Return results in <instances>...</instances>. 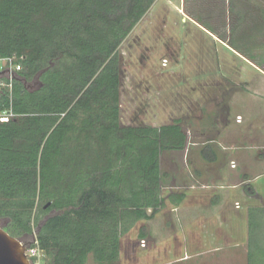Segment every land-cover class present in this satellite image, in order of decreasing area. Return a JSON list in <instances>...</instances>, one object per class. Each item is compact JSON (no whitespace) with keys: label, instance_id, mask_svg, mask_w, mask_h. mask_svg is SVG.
I'll return each mask as SVG.
<instances>
[{"label":"trees","instance_id":"1","mask_svg":"<svg viewBox=\"0 0 264 264\" xmlns=\"http://www.w3.org/2000/svg\"><path fill=\"white\" fill-rule=\"evenodd\" d=\"M154 1L0 0V58L21 66L11 89H0V115H13L0 122V226L25 244L38 226L48 264H86L89 256L114 264L131 230L185 199L163 194L161 158L185 150L192 125L120 124L118 48ZM241 1L222 10L232 24ZM205 12L225 26L224 13ZM254 27L264 36V24ZM248 33L228 45L253 62L257 38ZM200 118L207 137L215 120ZM210 142L201 156L212 163ZM247 229V264H264V208L248 210Z\"/></svg>","mask_w":264,"mask_h":264},{"label":"rangeland","instance_id":"2","mask_svg":"<svg viewBox=\"0 0 264 264\" xmlns=\"http://www.w3.org/2000/svg\"><path fill=\"white\" fill-rule=\"evenodd\" d=\"M226 5L228 0L154 1L118 48L121 58V126H161L179 118L184 126L188 123L192 128H204L203 123L207 121L200 117L219 120L227 109L233 108V115L243 117L242 125L246 121L255 123L257 128L251 137H255L256 144L264 148V36L258 35L254 27L264 24V0L237 2L239 17L234 24L231 22L234 16L231 19L228 13L223 12L224 7L227 9ZM208 7H212L218 16L224 13L225 26L221 18L215 17L209 20L210 23L207 21L205 10ZM197 18L208 22L215 34L205 29ZM236 22L239 23L238 26ZM231 30L233 36L230 34ZM241 31H245L246 35L249 32L252 39L257 38L256 42H251L259 48L252 51L254 63L238 52L235 51V54L228 50L232 49L228 41L238 43ZM249 44L245 43L244 48ZM237 54L239 58H236ZM242 58L255 67L246 62L245 64ZM233 92L238 94L235 104L230 98ZM202 132H206L205 128ZM214 132L210 130L207 137L188 134V146H192L194 141L201 144L211 139L210 144L214 147ZM187 158L183 154L162 156L163 194L179 189L188 191L190 196L199 195V191L205 195L216 192L223 198L218 206H224L221 208L224 214L221 217L217 212L219 209L214 208V214L210 213L208 219L224 220L226 227H230L233 219H238V225L240 223V227H244L243 216H246L247 206L245 199L232 196L231 201H224L228 193L226 181L222 187L225 189L221 190L222 185L212 181L214 169L206 171L198 158L196 166L199 171L206 172L207 180L195 179V182L193 171L184 166ZM236 171L239 172V168ZM249 178L243 179L240 173L238 178L233 179V184H238L242 189L252 186L255 191L264 194V166L254 168ZM259 184L262 186H258ZM204 200L206 203L207 199ZM252 204L254 208H264V200ZM236 205L239 207L236 208ZM55 214L54 211L46 213L41 217L40 223ZM188 216L183 214V210L176 214L163 212L155 215L152 220L140 223L122 239L121 255L114 264H245V260L239 258L244 254L243 247L237 253L239 257L235 261L231 258L223 259L222 251L215 254L213 250L192 260L179 258V245L188 236L185 229ZM38 228L33 227L30 240L33 235L37 237ZM141 234L145 238H141ZM206 236L211 234L207 233ZM172 238L176 239V243H172ZM21 243L24 244V241ZM228 255L232 256L231 250ZM86 264L98 263L89 256Z\"/></svg>","mask_w":264,"mask_h":264},{"label":"crops","instance_id":"3","mask_svg":"<svg viewBox=\"0 0 264 264\" xmlns=\"http://www.w3.org/2000/svg\"><path fill=\"white\" fill-rule=\"evenodd\" d=\"M228 50L236 54V52L232 49ZM237 56L238 57H235H240L238 54ZM242 59L244 60V63H248L249 66H254L248 60L244 58ZM246 88L247 90H249L248 87ZM236 97H238V94L233 92L230 98L232 99L234 104ZM232 109L233 108H229V110L227 109L226 113H223L224 116L221 115V118L219 120H215L214 128L210 129L213 130V132L215 131V141H213V143H215L216 145L212 147L211 150V152H214L216 155L215 162L209 163L202 158L201 150L203 148V145L196 142L193 143L192 146L187 145L183 152L171 154H183L185 157L188 156V158L184 160V166L186 169H190L193 171L195 182L198 179L207 180L205 179L207 175L206 172H202V170L199 171V168L196 166V158L201 160L202 165L204 166L206 171H208L209 168L211 170L214 169V178L212 179V181L214 180V182L218 183L219 186L222 185L220 187L221 190L225 189L222 188L224 187V181H226L227 183L226 188L228 190V193H226L224 201H231L232 196H238L245 199L247 206L246 216H243L244 227H240V223L238 225V219L236 221L233 219L230 227L224 226V223H226L224 220L218 221V219H208L210 213L214 214V211H212L214 208L219 209L217 212L221 217L222 214H224L221 211V208H224V206H218L220 202L223 201V198H221L218 193L215 192L210 193L209 195H205L201 191H199V195L190 196L189 192H185L183 189L170 190L171 192H184L185 199L180 204L170 206L160 213L164 212L165 214H169L175 212L176 214V212H178L179 210H183L184 215L191 216H188V218H186L187 224L185 225V229L188 236L186 237V239H184L182 245H179V248L181 250L179 253V258H183L186 261L204 255L209 250H213L215 254L222 251L223 253L221 252V258L226 260H230L231 258L233 261H235L236 257H239L237 253L240 251L241 247H243L244 254H242L239 258H243L245 260V264H247L248 262L247 214L249 209L254 208V205L252 203H254L255 201L264 200V194H262L260 191H255L252 186L247 185L249 186L246 187L248 188L247 191H253L255 193L253 196H250L245 191V187L242 189L238 186V184H233V179L238 178L239 174L242 173L243 179L248 180L250 179V173L254 168L263 167L264 148L260 147L259 144H256L255 137H251L253 136V133H255L254 131L257 128L255 123L252 121H246L247 123L242 125L244 123L243 117L241 115H233ZM238 118L240 119L239 121H237ZM187 133L193 134L195 136L203 135L202 128L196 129V127L191 130L188 129ZM211 165H213L214 167ZM236 168H239L240 171L237 172ZM258 186L262 185L259 184ZM189 196L191 199L188 198ZM204 198L207 199L206 203V200H204ZM238 207L239 205L236 208ZM218 215H216V218H218ZM208 223H210V225ZM207 233L211 234V236L207 237ZM241 235L243 237H241ZM175 240V238H172V243H176ZM223 250H225V252ZM230 250L232 252L231 257L228 255Z\"/></svg>","mask_w":264,"mask_h":264},{"label":"built area","instance_id":"4","mask_svg":"<svg viewBox=\"0 0 264 264\" xmlns=\"http://www.w3.org/2000/svg\"><path fill=\"white\" fill-rule=\"evenodd\" d=\"M21 70L20 64L16 63L14 58H0V89H11L12 82L16 74ZM13 115L5 112L0 115V122H8ZM240 119L238 118L237 121ZM238 205H236L237 207ZM25 248V256L28 264H48V258L39 245L36 235L30 240L29 244H22Z\"/></svg>","mask_w":264,"mask_h":264},{"label":"water","instance_id":"5","mask_svg":"<svg viewBox=\"0 0 264 264\" xmlns=\"http://www.w3.org/2000/svg\"><path fill=\"white\" fill-rule=\"evenodd\" d=\"M0 264H28L22 243L0 226Z\"/></svg>","mask_w":264,"mask_h":264}]
</instances>
